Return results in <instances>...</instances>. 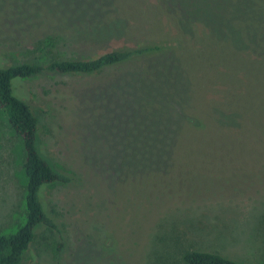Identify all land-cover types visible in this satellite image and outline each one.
<instances>
[{
	"label": "trees",
	"instance_id": "16d2710c",
	"mask_svg": "<svg viewBox=\"0 0 264 264\" xmlns=\"http://www.w3.org/2000/svg\"><path fill=\"white\" fill-rule=\"evenodd\" d=\"M117 18L125 20L128 36L145 39L88 59L0 62V110L20 139L25 179L24 221L0 233V264H22L40 227L57 233L52 252L61 257L58 264H90L91 253L117 245L103 215L112 200L121 212L109 210L115 225L123 223L125 233L133 227L128 245L141 240L144 225L162 218L166 205L204 197L221 180L237 188L248 178L246 168L264 159V0H231L224 13L227 36L242 47L214 32H185L180 0H0V25L11 23V32L21 35H87ZM109 68L120 69L96 88L72 91L64 112L76 130L82 166L56 169L39 149L38 118L19 83L44 73L97 75ZM81 174L97 183L92 195L99 213L86 222L82 245L63 256L68 239L48 215L41 191L79 181ZM105 235L112 245L102 243ZM182 261L264 264L198 249L186 250Z\"/></svg>",
	"mask_w": 264,
	"mask_h": 264
},
{
	"label": "rangeland",
	"instance_id": "374dc122",
	"mask_svg": "<svg viewBox=\"0 0 264 264\" xmlns=\"http://www.w3.org/2000/svg\"><path fill=\"white\" fill-rule=\"evenodd\" d=\"M230 4L231 0H180L185 19L181 27L190 34L192 31L214 32L231 39L234 45L239 44L235 38L227 36L230 33L224 13ZM11 26L6 22L0 25L2 64L24 61L46 63L51 59L64 58L88 59L113 49L133 46L145 39L142 36H128L125 33L126 22L121 18L114 19L91 34L75 36H45L44 32L39 35L38 32L35 36L21 35L11 32ZM48 38L54 39L50 43ZM119 69L109 68L97 75L44 73L19 83L23 99L38 118L39 149L56 169H80L82 166L77 159L76 130L69 125V115L64 112L69 98L73 97L72 91L96 88ZM257 147L248 146V150L254 153ZM21 159L20 139L10 130L0 110V233H11L24 221L25 179ZM243 161L246 164L248 159ZM258 162L253 163L255 165L250 171L249 167L246 168L248 178H244L237 188L236 183L221 180L215 191L204 197L184 196L179 201H173L175 206L166 205L162 218L155 219V224L144 225L146 229L141 240L137 242L135 239L128 245L126 240L133 227L125 228L129 231L125 233L122 231L123 223H119V228L115 225L109 217V210L116 209L120 215L121 212L117 211L116 203L112 200L106 204L108 207L105 206L103 215L107 214L106 222L115 231L117 245L108 253L97 249L96 257H93L96 251L90 252V264H184L182 255L188 249L210 251L245 263L264 261V159ZM96 188V182L91 183L81 174L79 181L45 185L41 191L48 215L68 239L63 256L74 253L82 245V237L87 231L86 222L99 213L95 203L98 198L92 195ZM106 193L109 195L111 190L108 188ZM101 202L100 208H103L104 199ZM56 239L55 231L40 227L22 264L61 262V257L55 258L52 252ZM102 243L112 245L106 235ZM103 253L105 257L101 260Z\"/></svg>",
	"mask_w": 264,
	"mask_h": 264
}]
</instances>
